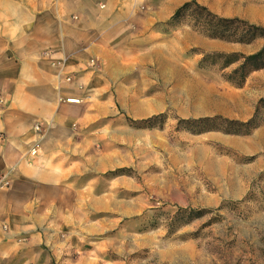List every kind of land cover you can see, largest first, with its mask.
Listing matches in <instances>:
<instances>
[{
    "label": "rangeland",
    "instance_id": "obj_1",
    "mask_svg": "<svg viewBox=\"0 0 264 264\" xmlns=\"http://www.w3.org/2000/svg\"><path fill=\"white\" fill-rule=\"evenodd\" d=\"M196 1L264 27L236 12L260 18L264 0ZM200 28L186 15L127 46L126 74L113 86L121 117L90 128L121 124L127 141L107 148L96 134V160L112 152L119 163L78 179L93 183L96 209L80 215L95 234L52 264H264V69L240 83L232 78L242 61L221 57L256 53L264 38L229 43Z\"/></svg>",
    "mask_w": 264,
    "mask_h": 264
},
{
    "label": "crops",
    "instance_id": "obj_2",
    "mask_svg": "<svg viewBox=\"0 0 264 264\" xmlns=\"http://www.w3.org/2000/svg\"><path fill=\"white\" fill-rule=\"evenodd\" d=\"M186 1L0 0V264H52L64 246L68 253L94 236L95 223L80 215L96 209L93 183L78 179L118 166L112 152L96 160L91 150L96 134L121 148L127 128H90L121 117L113 86L126 74L127 46L167 25Z\"/></svg>",
    "mask_w": 264,
    "mask_h": 264
},
{
    "label": "trees",
    "instance_id": "obj_3",
    "mask_svg": "<svg viewBox=\"0 0 264 264\" xmlns=\"http://www.w3.org/2000/svg\"><path fill=\"white\" fill-rule=\"evenodd\" d=\"M186 15L193 16L200 30L211 39H218L229 43L251 44L259 38H264V27L250 24L239 18H225L220 17L209 10L207 7L199 4L196 0H190L180 7L172 16L170 22L179 23V21ZM248 27L250 36H243L238 34L239 28ZM225 57L226 63L233 64L242 61L241 65L235 70L237 78H232L243 82L247 73L251 71H258L264 69V46L256 53L250 55L242 54H222ZM210 119L199 120V123H208Z\"/></svg>",
    "mask_w": 264,
    "mask_h": 264
},
{
    "label": "built area",
    "instance_id": "obj_4",
    "mask_svg": "<svg viewBox=\"0 0 264 264\" xmlns=\"http://www.w3.org/2000/svg\"><path fill=\"white\" fill-rule=\"evenodd\" d=\"M53 1H54V3H57L58 0H53ZM66 101H67L68 103H79V100H76V99H68V100H66ZM35 129H36V132H37L38 134L41 133V126H40V125H37V126L35 127ZM38 149H39L38 144H35V145L30 149V151H29V155L32 156V157H35V156L37 155ZM4 177H5L4 175L0 176V186H1L2 183H3V179H4Z\"/></svg>",
    "mask_w": 264,
    "mask_h": 264
}]
</instances>
